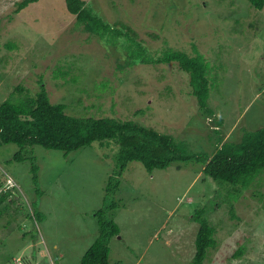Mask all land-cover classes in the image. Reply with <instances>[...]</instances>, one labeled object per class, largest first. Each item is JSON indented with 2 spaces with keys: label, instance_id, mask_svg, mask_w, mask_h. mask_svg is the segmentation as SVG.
<instances>
[{
  "label": "rangeland",
  "instance_id": "1",
  "mask_svg": "<svg viewBox=\"0 0 264 264\" xmlns=\"http://www.w3.org/2000/svg\"><path fill=\"white\" fill-rule=\"evenodd\" d=\"M19 1L0 0V104L17 86L34 93L43 83L50 102L64 103L69 115L133 121L172 136L188 154L208 156L239 142L243 130L264 127V7L246 0H84L109 24L128 26L155 59L171 48L206 61L214 111L207 116L176 62L124 66L121 41L110 46L84 32L63 0L14 13ZM30 150L38 191L30 163L13 160L19 148L0 147V194L10 192L5 205L19 204L16 214L0 216V264H79L98 235L95 212L112 203L119 234L109 240L110 264H192L199 227L192 215L200 209L216 240L203 264H264V171L235 197L206 177L201 163L148 173L133 162L105 196L114 157L106 147L94 143L66 155Z\"/></svg>",
  "mask_w": 264,
  "mask_h": 264
},
{
  "label": "trees",
  "instance_id": "2",
  "mask_svg": "<svg viewBox=\"0 0 264 264\" xmlns=\"http://www.w3.org/2000/svg\"><path fill=\"white\" fill-rule=\"evenodd\" d=\"M67 13L74 17L76 26L93 37L104 40L107 45L119 43L124 66L136 63L143 65L177 63L178 68L189 77L191 96L197 106L207 116L214 111L209 107L210 80L207 76L208 63L198 53L197 46L192 45L196 56L179 50L163 49L155 59L150 52L134 39V32L126 25L109 24L101 15H96L84 0H63ZM40 0H21L15 4L14 13L26 9ZM256 10H262L264 0H246ZM158 51V50H157ZM156 52V51H155ZM123 67V65L118 68ZM14 97L0 104V147L15 145L19 151L13 156L16 162L30 163L31 180L38 191V167L31 148L39 146L45 150L60 151L65 155L83 147L98 143L114 152L113 171L104 188L105 196L113 195L120 186V179L130 163H140L146 172L165 170L172 163L198 162L203 165V174L219 185H226V194L238 197L251 187L255 179L264 171V127L255 131L243 130L237 143H223L220 148L207 154H188L184 145L166 134L158 133L133 121L120 120L115 117H75L66 113L64 103L52 104L43 85L31 93L23 86L15 88ZM221 120L216 123L220 126ZM216 142L221 138L218 131ZM1 187V182H0ZM10 192L0 194V216L6 211L17 213L19 204L10 200L4 204ZM235 198L234 200H236ZM16 206V207H15ZM116 204L103 206L95 212L98 235L93 244L81 257L79 264H110L109 240L119 234V227L109 216ZM230 217L235 218L232 204ZM35 220L43 216L36 210ZM192 219L198 223L194 241L195 253L192 264H203L207 252L216 247L215 227L209 224L205 209L194 212Z\"/></svg>",
  "mask_w": 264,
  "mask_h": 264
}]
</instances>
